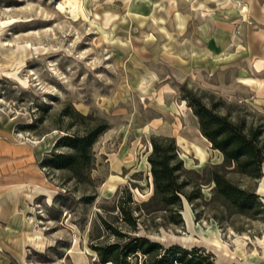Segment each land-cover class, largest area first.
Here are the masks:
<instances>
[{
    "label": "rangeland",
    "instance_id": "1",
    "mask_svg": "<svg viewBox=\"0 0 264 264\" xmlns=\"http://www.w3.org/2000/svg\"><path fill=\"white\" fill-rule=\"evenodd\" d=\"M191 95L264 139V0H0V264H100L90 222L113 219L124 186L151 209L140 234L214 264H264V163L261 176L228 167L258 194L238 212L215 191L223 158ZM93 123L107 130L87 176L45 164L67 151L61 136ZM156 134L184 160L179 214L149 200Z\"/></svg>",
    "mask_w": 264,
    "mask_h": 264
},
{
    "label": "trees",
    "instance_id": "2",
    "mask_svg": "<svg viewBox=\"0 0 264 264\" xmlns=\"http://www.w3.org/2000/svg\"><path fill=\"white\" fill-rule=\"evenodd\" d=\"M186 99L198 118L200 131L211 142V147L223 155L222 164H215L212 170L211 180L215 183L216 193L238 212L248 211L250 202L256 201L258 194L230 180L227 170L234 164L247 175L263 174L261 129L235 121L229 113L218 111L215 104L209 105L196 95ZM106 130L102 124L93 123L82 132H68L57 141L66 146L67 151H53L45 159V164L87 176L94 167L93 145ZM151 142L148 162L154 190L149 200H154L160 209L178 213L183 196L191 197L185 190L186 181L180 180L185 170L184 160L179 155L174 136L156 134L151 137ZM122 192L124 194L118 195L112 205L111 209L116 211L113 219L106 216V210H100L96 219L90 222V248L96 252L100 264H214L213 254L205 253L198 246L186 248L175 244L165 247L147 234H140L142 215L150 213L151 209L147 202L135 200L129 187L124 186ZM109 235L113 239L106 240Z\"/></svg>",
    "mask_w": 264,
    "mask_h": 264
},
{
    "label": "crops",
    "instance_id": "3",
    "mask_svg": "<svg viewBox=\"0 0 264 264\" xmlns=\"http://www.w3.org/2000/svg\"><path fill=\"white\" fill-rule=\"evenodd\" d=\"M258 20V19H257ZM243 26H245V23H244V25ZM215 150H217V149H215ZM218 151V150H217ZM219 152V156H220V158H223V155H222V153L220 152V151H218Z\"/></svg>",
    "mask_w": 264,
    "mask_h": 264
},
{
    "label": "bare ground",
    "instance_id": "4",
    "mask_svg": "<svg viewBox=\"0 0 264 264\" xmlns=\"http://www.w3.org/2000/svg\"><path fill=\"white\" fill-rule=\"evenodd\" d=\"M199 55V54H198ZM195 115V114H194ZM197 117V116H196ZM198 120V119H197ZM200 131V130H199ZM150 143H152V142H150ZM210 143V142H209ZM151 147H152V145H151ZM263 182H264V176H263ZM262 185L264 186V183H262Z\"/></svg>",
    "mask_w": 264,
    "mask_h": 264
}]
</instances>
